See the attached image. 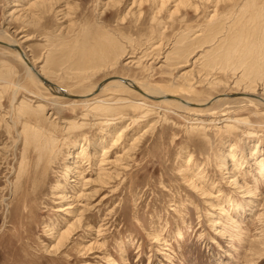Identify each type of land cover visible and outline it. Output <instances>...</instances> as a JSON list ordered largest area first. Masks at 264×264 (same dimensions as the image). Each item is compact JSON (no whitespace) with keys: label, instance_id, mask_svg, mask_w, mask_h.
<instances>
[{"label":"rangeland","instance_id":"rangeland-1","mask_svg":"<svg viewBox=\"0 0 264 264\" xmlns=\"http://www.w3.org/2000/svg\"><path fill=\"white\" fill-rule=\"evenodd\" d=\"M31 1L0 0V42L15 40L67 93L83 95L121 76L195 105L157 102L115 83L94 89L85 102L56 97L27 73L14 49L0 45V264H264V106L256 102L264 86L248 85L247 64H231L236 56L247 61L242 37L264 39V0H60L40 8ZM249 15L258 18L250 26ZM99 35L116 38L124 50L83 80L71 67L70 49L91 46ZM217 43L235 54L210 73L196 58ZM240 92L247 96L209 101ZM119 97L125 103L114 111H85ZM22 100L43 104L49 118L18 106ZM223 111L227 120L212 122ZM73 122L78 127L71 130ZM131 147L118 177L110 162ZM75 154L85 180L96 178L103 157L111 178L74 203L78 177L65 165L71 169ZM95 187L101 186L87 191ZM59 194L77 208L72 216L60 211L67 205ZM77 216L80 226L54 247L53 236Z\"/></svg>","mask_w":264,"mask_h":264},{"label":"bare ground","instance_id":"bare-ground-1","mask_svg":"<svg viewBox=\"0 0 264 264\" xmlns=\"http://www.w3.org/2000/svg\"><path fill=\"white\" fill-rule=\"evenodd\" d=\"M31 1V0H30ZM29 2V1H28ZM31 2H33V1H31ZM30 2V3H31ZM48 2H55L56 4L58 3V2H60V0H37V1H34L33 2V4H32V6L33 7H35V6H39V7H37V8H40L41 7V5L42 6H44L45 4H47ZM163 3V2H162ZM28 4V3H27ZM44 4V5H43ZM246 4H247V2H246ZM29 7V6H28ZM26 9V8H25ZM33 9V8H32ZM245 9V8H244ZM23 10H24V8H23ZM27 10V9H26ZM22 11V10H21ZM33 12V11H32ZM27 14V13H26ZM28 14H29V12H28ZM258 14V12H255V16ZM26 16H28V15H26ZM32 16V15H31ZM254 16V17H255ZM259 16H260V12H259ZM253 16H250L249 15V17L247 18V25H251V22H254V23H256L257 21H258V18H254ZM213 18V17H212ZM214 28V27H213ZM250 28H252V27H250ZM212 30H214V29H212ZM255 30H256V28H255ZM251 32V31H250ZM262 32H263V30H262ZM248 33V32H247ZM256 33V32H255ZM90 34V33H89ZM95 34V33H94ZM249 34V33H248ZM260 34V33H259ZM96 35V34H95ZM101 35H103L102 33H101ZM255 35V34H254ZM261 35V34H260ZM25 36V35H24ZM245 36V35H244ZM19 37H21V36H19ZM28 37V36H27ZM235 37H240V36H235ZM247 37V36H246ZM252 37V36H251ZM253 37H256V36H253ZM260 37V36H259ZM89 38V37H88ZM87 38V39H88ZM249 38V37H248ZM20 39V38H19ZM23 39V38H22ZM242 39H244L243 41H244V45H245V47H246V49H247V51H248V54H247V56H246V58H247V61H239V59H238V56H236L237 57V60L236 61H234V62H232L231 64L233 65V64H237L238 62L239 63H245V64H247V69L249 70V72H248V74L246 75L247 77H248V79H249V83H248V85H250L251 83H254V84H257V82L259 81V83L258 84H260V82H261V85H263L264 86V39H262V38H260L261 39V41H263L262 43H261V41H259L258 39H256L258 42H256V44L258 43L259 44V46H258V48H257V45L256 44H254L255 42L253 41V39H246L245 37L243 38L242 37ZM8 40V39H7ZM92 40V39H91ZM113 40H116V38H114ZM112 39H106V40H104V38L103 37H101L100 35L98 36V39H93V43L91 42V46L90 45H79V47L77 48V49H75L76 51L80 48V51H79V53H76L75 52V50H73V48H74V46H72V48L70 49V54H69V56H70V58H72V62L73 63H71V67H72V69H74L75 71L76 70H79V71H82V73H83V75H82V77H79V78H83V80H85V77L86 76H88L87 75V73L89 72V71H93V70H95L96 68H97V70H98V68L99 67H102L103 65H106L107 63H109L110 64V62L113 60L114 61V56H115V53L116 54H118L119 52L121 53V51H118V50H121V49H123L124 50V48L123 47H121L120 49H118L117 50V48H119V42H117L116 44H115V42L113 41ZM216 40V39H215ZM255 40V41H256ZM26 41V40H25ZM87 41V40H86ZM86 41H85V43H86ZM105 41V42H104ZM117 41V40H116ZM234 41V40H233ZM240 39H236V41H234V43L236 44V43H238V46H239V44H240ZM19 42H21V41H19ZM89 42V41H88ZM3 42H0V45H3V46H6V47H9V48H12V49H14L16 52H17V56L19 57V58H21L23 61H24V63H25V66H26V71H27V73L30 75V76H32V77H34V79H37L38 81H40V82H42L45 86H46V88H49L50 90H51V93L53 94V95H55L56 97H66V94L67 95H71V93L69 94V93H67L64 89H62L60 86H58V85H56V84H54V83H52V82H50L49 80H47V79H45V77L46 76H44V75H42L43 73H42V70L41 69H38L36 66H35V63L34 62H32L31 60H30V58L26 55V53H25V51L24 50H22L21 48H20V46L16 43V41L15 40H9L8 42H6V43H4V44H2ZM82 43H83V41H82ZM261 43V44H260ZM77 44V43H76ZM93 44V45H92ZM117 44H118V46H117ZM219 43H217V45H218ZM78 45V44H77ZM214 45V44H213ZM212 45V46H213ZM121 46V45H120ZM123 46V45H122ZM223 45L222 46H220V45H218L217 46V49H214L213 51L211 50V51H209L208 49H206V50H208V51H204L203 52V54H201V55H199L198 56V58H196V60H200L201 61V63H202V68L203 69H210V73H211V71L215 68V66L217 67H219V68H222L221 66L223 65H226V67L227 66H229V64L227 63V61H228V58H231L232 56H234V50L233 49H231L230 47L229 48H227V47H223ZM227 48V49H226ZM262 48V49H261ZM261 49V50H260ZM218 50H220V52H219V54H217L216 52L218 51ZM171 51V50H170ZM169 51V52H170ZM124 52V51H123ZM122 52V53H123ZM125 52H126V50H125ZM179 52V51H178ZM242 52V51H241ZM129 53V52H128ZM161 54V53H160ZM172 54V53H171ZM170 54V55H171ZM166 55V54H165ZM167 55H168V53H167ZM174 55V54H173ZM121 56V55H120ZM175 56H177V55H175ZM229 56V57H228ZM231 56V57H230ZM183 57V56H182ZM181 57V58H182ZM27 60H25V59ZM165 58H166V56H165ZM172 58V57H171ZM173 58H175V57H173ZM116 59H117V57H116ZM116 59H115V61H116ZM166 60V59H165ZM195 60V61H196ZM128 61V60H127ZM132 61V60H131ZM167 61H168V59H167ZM166 61V62H167ZM173 61V60H172ZM177 61H179V59L177 60ZM59 62V61H58ZM117 62V61H116ZM138 62V61H137ZM112 63H114V62H112ZM111 63V65H114V64H112ZM174 63V62H173ZM185 63V62H184ZM194 63V62H193ZM56 64V63H55ZM183 64V63H182ZM108 65V64H107ZM168 65V64H167ZM181 65V64H180ZM169 66H171V64L169 65ZM194 66V65H193ZM201 66V65H200ZM69 68V67H68ZM109 68V67H108ZM202 69V70H203ZM218 69V68H217ZM216 69V70H217ZM225 70V69H224ZM214 71V70H213ZM96 72V71H95ZM76 73V72H75ZM78 73V72H77ZM209 73V75H213V74H210ZM79 74H81V73H79ZM89 74V73H88ZM242 74H244V73H242ZM72 75V74H71ZM76 75V74H75ZM186 75V74H185ZM206 75H208V74H206ZM184 76V75H183ZM183 76H182V78H183ZM89 77V76H88ZM88 77H86V79L88 78ZM239 78V77H238ZM44 79L45 80H47L48 82H50V84L52 83L53 85H49V84H46L45 83V81H44ZM115 79V80H114ZM111 80H113V81H111ZM109 84V83H115L116 85H118V86H122V88L124 87V88H134V90H136L138 93H140L141 95H143V96H145V97H147L148 99H151V100H156L157 102H162V101H174V102H177V103H179L183 108L185 107H188V106H194L195 104H192V103H190L189 101H186V100H183V99H181V98H179V97H175V96H168L167 94H165L164 92H162L160 89H157V90H153V89H148V88H150V87H148V85H147V87H145V86H142V84L140 85H136L134 82H133V80H131V79H128V78H126V77H110V78H107V80L106 81H102L101 82V85H100V87L99 88H94L93 90H94V92L96 93L97 91H100V89H102V87H104L105 86V84ZM143 84H145V83H143ZM188 86H190L189 84H187ZM251 86V85H250ZM18 88H19V85H17L16 86V88L15 89H17L18 90ZM246 88H249V87H246ZM251 88V87H250ZM252 89V88H251ZM17 90H15V91H17ZM20 90V89H19ZM93 90H91L90 92H88V93H86V94H83V95H77L78 97L77 98H75V99H73V100H83L84 102L87 100L86 98H89L91 95H93L92 93H93ZM15 91H14V95H15ZM63 94H65V95H63ZM246 94V92L244 93V92H240L239 94H230V93H227V94H222V95H220L219 94V97H214V98H212L211 97V99L209 100L211 103H214V102H216V101H218L219 99H221V97H228V98H230V97H235V96H247V95H245ZM54 96V97H55ZM71 96H75V95H71ZM257 96V95H256ZM67 98H71L72 99V97H67ZM114 98V97H113ZM166 98H169V99H166ZM239 98H247V97H239ZM117 99V98H116ZM12 100H14V98L12 99ZM113 100V99H112ZM257 100V101H256ZM256 100H254V101H256L259 105H263L264 106V97H263V95L262 96H257L256 97ZM82 101V102H83ZM209 101H207V102H209ZM28 102V101H27ZM27 102H25V101H21L20 103H19V105L18 106H20V105H22V104H24V105H27V106H25V107H27L28 109H29V111H37V112H40V113H44L43 115H45L43 118H44V120L46 119V118H49L48 116H47V110H46V108H45V106L43 105V104H37V106L36 107H33V106H31L30 105V103L28 104ZM209 102V103H210ZM123 103H125V99L124 98H118L117 100H115V102L113 103L112 101H111V104H109V103H107V102H105L104 100H98V101H96L95 103H94V106L91 108V106L89 105V109H87L86 108V110L85 111H87V113L88 112H91V111H95V110H102L104 113L106 112V111H108L109 112V109H112L113 108V106L114 105H116V106H118V105H120V104H123ZM209 103H207V104H209ZM53 104H54V102H53ZM78 104V103H77ZM206 104V103H205ZM204 103L203 104H200L201 106L202 105H205ZM88 105V104H87ZM142 105H144V106H147V104H142ZM47 107V106H46ZM21 108V110H20V112H22V107H20ZM53 108V107H52ZM123 109V108H122ZM52 110V109H51ZM113 110V109H112ZM18 111V110H17ZM83 111V110H82ZM114 111V110H113ZM113 111H110V112H113ZM119 111V110H118ZM147 111H149V109L147 108ZM146 111V112H147ZM34 112V113H35ZM30 113V112H29ZM32 113V112H31ZM54 113V112H53ZM82 113V112H81ZM113 113H115L116 114V111L115 112H113ZM57 114V113H56ZM92 114V113H91ZM110 114V113H109ZM122 114V113H121ZM112 115V114H111ZM217 116H216V119L214 118V121L212 120V122H216V124L218 123V122H224V121H226L227 120V118L225 119L224 117L227 115L224 111L222 112V113H219V114H216ZM50 116V115H49ZM108 116V115H107ZM215 117V116H214ZM228 117V116H227ZM66 119V118H65ZM110 119V118H109ZM97 120V119H96ZM102 120H104V119H102ZM111 120H113V119H111ZM34 121V120H33ZM108 121V120H107ZM30 122V121H29ZM67 122V121H66ZM101 122H104V121H101ZM247 122H248V120H247ZM246 122V123H247ZM50 123V122H49ZM107 123V122H106ZM110 123V122H109ZM249 123V122H248ZM38 124V123H37ZM36 124V125H37ZM67 124V123H66ZM111 124V123H110ZM222 124V123H221ZM29 125V124H28ZM40 125V124H39ZM69 126H68V128L70 127L71 128V130H72V125H76V127H78V125L75 123V122H73V123H69L68 124ZM102 125V124H101ZM109 125V124H108ZM215 125V124H214ZM219 125V124H218ZM85 126V125H84ZM107 126V125H106ZM113 126V125H112ZM26 127H28V126H26ZM25 127V128H26ZM55 127V126H54ZM66 127V126H65ZM64 127V128H65ZM213 127V126H212ZM23 128V127H22ZM32 128V127H31ZM30 128V129H31ZM36 128V127H35ZM67 128V129H68ZM69 128V129H70ZM28 130H29V128H28ZM36 130V129H35ZM37 130H38V128H37ZM36 130V131H37ZM120 133H119V135L123 132V131H126V129H122L121 128V130H118ZM21 132H23V131H21ZM25 132V131H24ZM28 132V131H27ZM26 132V133H27ZM25 133V134H26ZM30 133V132H29ZM33 133H35V132H33ZM66 133V132H65ZM118 133V132H117ZM32 134V133H31ZM249 134V133H248ZM35 135V134H34ZM37 135V134H36ZM113 136V135H112ZM111 136V137H112ZM108 138V137H107ZM120 138H121V135H120V137H118V135L116 134V136H114L113 137V142H115V143H118V141L120 140ZM35 139V138H34ZM50 139V138H49ZM136 140V139H135ZM34 141V140H33ZM121 142V141H120ZM25 143H27V142H25ZM110 143V142H109ZM111 144H114V143H111ZM121 144V143H120ZM134 143H132V145H133ZM134 146V145H133ZM101 147V146H100ZM109 147V146H108ZM115 147H116V145H115ZM40 148V147H39ZM102 148H103V146H102ZM105 148V147H104ZM111 148H112V146H111ZM136 148V147H135ZM134 148L133 147H131V148H126L125 149V151L123 152V154L121 155V156H119V155H117L113 160H112V162H110V164H113V166L115 167L114 168V173H115V175H117L118 177H119V171L118 170H120V168L121 167H126L127 165H128V158L131 156V153H132V150H133ZM83 150V149H82ZM103 150V149H102ZM70 152V151H69ZM80 152V151H79ZM44 153V152H43ZM83 155V154H82ZM101 155V154H100ZM92 156H94V155H92ZM70 157V156H69ZM79 157L80 156H78V154H75V156H73V162L71 163V169L69 168L70 167V164H67V165H65L66 167H67V169H68V171H71V172H73L74 174H75V176H77L78 178H76L77 179V183H78V185H79V187H80V191H81V193L79 194V195H76L75 197H74V200L73 199H71V201L73 200V202L75 203L78 199L77 198H89L90 196H93V195H95V194H97V193H99V189L100 188H103V185L104 184H106L107 183V180H109L111 177H110V174L107 172V171H109L107 168H106V165H110L109 164V162H107V161H105V157H103V158H100L99 159V161H97V165H96V167H95V171H96V178L95 179H93V180H89V179H86L85 180V178H84V174H82V172H81V170H80V166H79V163H82V162H80V160H79ZM82 158V157H81ZM70 159V158H69ZM72 160V159H71ZM86 162H87V160H86ZM22 165H23V163H22ZM112 167V166H111ZM117 168H119V169H117ZM122 169V168H121ZM110 171H111V169H110ZM109 171V172H110ZM66 173V172H65ZM84 173V172H83ZM68 174V173H67ZM67 174H66V176L65 177H67ZM74 174H72V175H74ZM64 175V174H63ZM84 175V176H83ZM112 176V175H111ZM64 177V176H63ZM115 177V176H114ZM116 178V177H115ZM68 179H69V177H68ZM235 180V179H234ZM72 181V180H71ZM188 181V180H187ZM236 181V180H235ZM65 182V181H64ZM73 182V181H72ZM74 182H75V180H74ZM189 182V184L192 186V188L193 189H196V191L197 192H199V194L202 196V195H206V190H204L203 188H201V187H198L197 186V184L196 183H194V182H190V181H188ZM231 182V181H230ZM56 183V182H55ZM235 183V182H234ZM70 184V183H69ZM75 184V183H74ZM97 185V186H101V187H99V188H94L93 189V191L92 192H88L87 190H88V187L89 186H91V185ZM201 184V183H200ZM210 184H212V185H210V187L211 188H213L214 187V183H210ZM77 185V186H78ZM236 185H238L239 187V189H242L243 191H247L243 186H241L240 184H236ZM68 186V185H67ZM70 186V185H69ZM64 187L65 186H63L62 187V190L64 191ZM67 188V187H66ZM74 188V187H73ZM58 190H59V188H58ZM57 189H56V191H58ZM70 190V189H69ZM101 191V190H100ZM61 192V191H60ZM70 192H71V190H70ZM55 193V192H54ZM59 193V192H58ZM65 193H66V191H65ZM77 193H78V191H77ZM76 193V194H77ZM208 195H209V193H207ZM55 195V194H54ZM63 195V194H62ZM61 194H59L58 196H56V197H59L60 199H62V200H64L65 201V205H67V206H65L64 208H61V210L60 211H63V212H65L68 216H72L71 214L72 213H75V211H78L77 210V208L74 206V205H72L73 203L72 202H66V201H69L68 199H70L68 196H67V194H65V195H63L62 196ZM208 197V196H207ZM80 198V199H81ZM96 198V197H95ZM55 199V198H54ZM53 201V200H52ZM80 201V200H79ZM91 201V200H90ZM211 201V200H210ZM79 203V202H78ZM209 203V202H208ZM59 204V203H58ZM89 204V203H88ZM81 205V204H80ZM92 206V205H91ZM90 207V206H89ZM79 213H82L81 211H79ZM86 213V212H85ZM73 215H76V214H73ZM72 218V217H71ZM73 218H74V216H73ZM80 221H81V217L80 216H77L76 217V219L72 222V223H70L69 221L68 222H66V228H65V230H63L61 233H58V234H56V236L54 235L53 236V238L55 237V239H56V243H55V245H54V247H59L64 241H66L68 238H70V236L73 234V231L75 230V228L77 227V226H80ZM77 231V230H76ZM75 232V231H74ZM99 234V233H98ZM53 247V248H54ZM90 249H92V247L90 246V245H88L87 247H86V249L85 250H83V251H87V250H90Z\"/></svg>","mask_w":264,"mask_h":264},{"label":"water","instance_id":"water-1","mask_svg":"<svg viewBox=\"0 0 264 264\" xmlns=\"http://www.w3.org/2000/svg\"><path fill=\"white\" fill-rule=\"evenodd\" d=\"M2 44H4V43H2ZM25 59V58H24ZM26 60V59H25ZM27 61V60H26ZM107 79H105L104 81H106ZM44 81H45V83L46 84H49V85H53L52 83L50 84V82H48L47 80H45L44 79ZM100 85H101V83H99L98 85H97V87L96 88H99L100 87ZM54 86V85H53ZM63 95H65V94H63ZM66 97H72V98H77L78 96L77 95H75V96H71V95H67L66 94Z\"/></svg>","mask_w":264,"mask_h":264}]
</instances>
